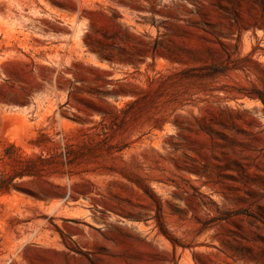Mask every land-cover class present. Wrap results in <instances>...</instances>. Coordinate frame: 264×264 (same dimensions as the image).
Returning a JSON list of instances; mask_svg holds the SVG:
<instances>
[{"label":"rangeland","instance_id":"rangeland-1","mask_svg":"<svg viewBox=\"0 0 264 264\" xmlns=\"http://www.w3.org/2000/svg\"><path fill=\"white\" fill-rule=\"evenodd\" d=\"M0 264H264V0H0Z\"/></svg>","mask_w":264,"mask_h":264}]
</instances>
